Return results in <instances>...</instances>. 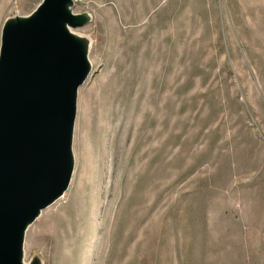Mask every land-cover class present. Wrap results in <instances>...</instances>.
<instances>
[{
  "label": "rangeland",
  "instance_id": "obj_1",
  "mask_svg": "<svg viewBox=\"0 0 264 264\" xmlns=\"http://www.w3.org/2000/svg\"><path fill=\"white\" fill-rule=\"evenodd\" d=\"M39 0H0L7 16ZM92 20L74 171L42 264H264V0H75Z\"/></svg>",
  "mask_w": 264,
  "mask_h": 264
},
{
  "label": "water",
  "instance_id": "obj_2",
  "mask_svg": "<svg viewBox=\"0 0 264 264\" xmlns=\"http://www.w3.org/2000/svg\"><path fill=\"white\" fill-rule=\"evenodd\" d=\"M74 2L39 0L1 27L0 264H42L25 260L26 230L74 171L78 88L92 71L91 40L76 31L92 15Z\"/></svg>",
  "mask_w": 264,
  "mask_h": 264
},
{
  "label": "bare ground",
  "instance_id": "obj_3",
  "mask_svg": "<svg viewBox=\"0 0 264 264\" xmlns=\"http://www.w3.org/2000/svg\"><path fill=\"white\" fill-rule=\"evenodd\" d=\"M75 157V156H74ZM75 165V164H74ZM65 194H63L62 196H64Z\"/></svg>",
  "mask_w": 264,
  "mask_h": 264
}]
</instances>
